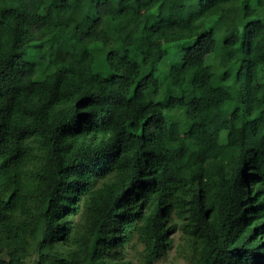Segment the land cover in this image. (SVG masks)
Wrapping results in <instances>:
<instances>
[{
  "label": "trees",
  "instance_id": "trees-1",
  "mask_svg": "<svg viewBox=\"0 0 264 264\" xmlns=\"http://www.w3.org/2000/svg\"><path fill=\"white\" fill-rule=\"evenodd\" d=\"M257 7L0 0V264H264Z\"/></svg>",
  "mask_w": 264,
  "mask_h": 264
},
{
  "label": "rangeland",
  "instance_id": "rangeland-1",
  "mask_svg": "<svg viewBox=\"0 0 264 264\" xmlns=\"http://www.w3.org/2000/svg\"><path fill=\"white\" fill-rule=\"evenodd\" d=\"M257 15L256 16H250V17H245L243 15L244 11L242 8L239 9L238 11V23L243 26L244 24H246L249 20L252 19H256L257 16H264V7H257ZM210 62L213 61L214 62V68L219 71L220 70V66L217 64L218 63V59L217 56L214 57L213 55L210 56V58L208 59ZM158 71H160V69H158ZM159 72H157V75L159 76ZM170 137L172 140H176L179 136H180V132L178 129V124L175 123L171 126L170 131H169ZM171 159L174 162H179V160L181 162L186 161V159L179 158L178 156H174L171 155ZM174 237V242L172 244V246H170L163 254H161V256L159 258H156L152 264H189L188 259L185 257V253H183L180 249H178L177 245L179 244L180 239V233L179 231H176L173 234ZM141 248L140 245L137 246V249L135 250H131L128 254V257L131 258L133 260L134 263H138V259H139V253L138 250ZM25 264H35L33 259H28L26 261Z\"/></svg>",
  "mask_w": 264,
  "mask_h": 264
}]
</instances>
